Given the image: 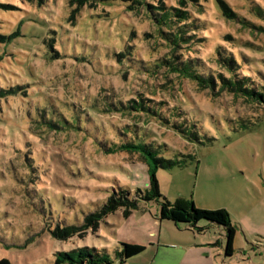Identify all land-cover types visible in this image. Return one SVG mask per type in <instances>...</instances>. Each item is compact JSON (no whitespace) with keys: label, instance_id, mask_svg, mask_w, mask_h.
I'll list each match as a JSON object with an SVG mask.
<instances>
[{"label":"rangeland","instance_id":"obj_1","mask_svg":"<svg viewBox=\"0 0 264 264\" xmlns=\"http://www.w3.org/2000/svg\"><path fill=\"white\" fill-rule=\"evenodd\" d=\"M136 1L141 4L0 0V36L16 34L10 43H0V88L27 86L21 98L25 102L4 100L6 105L14 103V116L20 122L0 101L11 114L0 124L21 132L14 148L18 158L10 164L18 178L30 174L19 154L25 152V143L44 181L38 179V185L51 191L48 223L19 190L23 182L5 171L10 177L5 201L10 221L15 229L21 228L16 240L33 236L34 241L26 249L0 247V259L11 264H52L55 252L84 247L105 249L113 259L117 243L123 242L145 248L144 254L126 264H147L154 252L147 234L161 233L165 239L186 235L172 223L159 221L163 199L135 198V191L144 192L149 182L142 159L104 151L124 141L135 145L151 141L153 147H160L161 157L181 163L155 170L162 198L170 203L183 198L201 210L227 211L237 226L228 264H264V102L221 92L219 81L213 89L201 86L194 76L175 70L180 46L160 34L164 25L157 24L145 6L153 2ZM189 5L188 9H195ZM200 19L206 24L205 47L196 46L200 50L194 53L205 55L210 63L199 73L219 71L226 80L232 79L231 71L218 61L219 49L224 57L234 58L241 77L248 80L247 88L264 98V0H207ZM129 97L137 103L138 97L163 103L156 105L161 114L126 111ZM173 105L184 113L179 117L195 127V139L171 127ZM114 193L135 200L136 208L124 207L107 216L95 234L88 232L83 239L62 242L48 232L57 223L82 222L84 214L94 212ZM8 232L11 240L13 233ZM222 236L212 226L202 237L210 245L220 241L224 246ZM212 250L223 255L217 246Z\"/></svg>","mask_w":264,"mask_h":264},{"label":"trees","instance_id":"obj_2","mask_svg":"<svg viewBox=\"0 0 264 264\" xmlns=\"http://www.w3.org/2000/svg\"><path fill=\"white\" fill-rule=\"evenodd\" d=\"M99 1L109 2L112 0ZM151 1L153 2L151 6L148 4H145V6L148 8L152 19L157 24L164 25L165 31L160 34L165 40L169 41L175 47L178 48V46H180L179 48L182 51V54L177 56L178 61L175 63V70L189 76H194L195 80L198 81L201 86L213 89L216 87V81H219V88L221 92L227 91L233 94L242 95L243 97L252 96L259 98L261 102H264L262 95L247 88L246 83L248 80L245 77H241L240 69L238 70V66L235 63L234 58L232 56L224 57L221 55V51L219 49L217 50V56L219 58L218 61L231 71L233 74L232 79L226 80L223 74L219 71L212 73L207 71L202 74L199 73L198 69L200 70L201 66H206V64L208 65L210 63L205 55H196L194 53L195 50H203L205 47L204 41L206 38L205 32L203 31L206 29V24L204 20L200 19V16L205 11V2L207 0ZM86 2L87 0H70V4H77L79 6L86 4ZM121 2L124 5L128 2H133L137 5L141 4V2L136 0H121ZM189 3L195 7L194 10L188 9ZM220 6L224 13L227 14L228 9L226 8V5L220 2ZM127 7L133 10L131 5ZM15 36L16 34H11L7 37L0 36V43H10ZM196 46H199L198 48L200 49H197ZM209 53L210 52L208 51V54ZM26 88V85L20 83H17L15 87L10 85L7 88L5 87V89L0 88V101H3L2 103H5L6 105V101L4 100L12 97L20 98V101L25 102V100H22L21 98L26 96ZM138 99L139 102L137 103L134 97H129L125 101L127 105L123 108H125L128 112H135L138 114L141 112L161 114V109L156 108V105H163V103L160 102L158 104L156 101L140 97H138ZM150 102L153 103L152 106ZM1 105L2 104L0 102V123H5V121L11 119L10 112L13 113L12 119L20 122L17 120L18 117L14 116V103L6 105V109L8 111L10 110V112H6ZM172 108L173 113L170 115L172 118L171 127L183 137L190 140L195 139L196 134L195 130H193L195 127L192 126L184 116L179 117V114L184 115L179 107H175L173 105ZM1 111L3 112V116L1 115ZM52 124L51 126L59 129L65 128L62 125L58 126ZM20 134L21 132L19 131V128L15 131L11 127H5V124H0V247L9 250L15 248H29L34 241V237H29L27 240L23 239V241L16 240L18 236H15V233L20 234L21 228L15 229L14 224L10 221L12 215L7 210L8 205L5 203L7 199L6 193H8V189L10 188L9 185H7L10 177L6 176L5 171L13 175L11 178L23 182L24 188H20L19 190H21V193H24V197L28 201V204L33 207L34 212L39 215H44L43 221L45 222L48 221L49 223L51 220V216L46 219V215L51 207L47 195L50 194L49 192L51 191L38 185V179H40L39 181L41 182L44 181L41 174L38 172L37 167H34L31 161L32 155L30 156L31 151L26 147L25 143L22 145V149H24L25 152H20L19 154L21 155L24 165L30 174L22 173L23 178H18L17 171L10 164L12 159L18 158L17 156H14V148L20 143ZM18 139L19 141H16ZM104 151L108 154H115L118 152L137 154L142 159L143 163H145L148 167L149 182L144 192L140 190L135 191V198L145 202L163 199L162 202H159L158 219L159 221L172 223L175 228H183L190 230L195 234H203L210 227L214 226L220 232L221 236L223 233L222 238L225 244L222 246V242L217 241L213 244V246H221L226 259L231 257L233 253V240L236 234L237 226L232 223L227 211L223 209L214 211L201 210L196 208L191 200L183 198H178L174 203H170L160 195L158 184L154 176L155 170H166L175 166L181 167L180 162L167 160L161 157L158 153L160 151V147H153V142L151 141L147 144L137 145L132 142L124 141L122 144L104 149ZM124 207L127 209L136 208L135 200H130L126 196L121 197L120 195L114 193L94 212L84 214L82 222L77 224H67L63 222L62 225L57 223V225L48 232L55 240L62 242H68L73 238L83 239L88 232L95 234L100 225L105 222L107 216L114 214L116 211ZM128 214L129 211L127 210L123 212V216L125 218ZM8 230L13 233V235H10L11 240L8 239ZM117 245L118 249L113 251V259L110 258L109 253L105 249L100 251L96 248L84 247L71 249L68 252H55L52 264H126L127 261L140 256L144 252V248L140 246H130L123 242H118ZM0 264L11 263L7 258H2L0 259Z\"/></svg>","mask_w":264,"mask_h":264},{"label":"crops","instance_id":"obj_3","mask_svg":"<svg viewBox=\"0 0 264 264\" xmlns=\"http://www.w3.org/2000/svg\"><path fill=\"white\" fill-rule=\"evenodd\" d=\"M201 225V224H200ZM178 231H186L187 234L179 238L165 239L161 233L158 235L149 233L145 239L149 248L153 250V256L147 264H228L226 259L219 253L214 254L212 245L202 237L203 234H195L190 230L176 228ZM150 237V238H149ZM216 247V246H215ZM222 249L221 246H217ZM162 250V251H161ZM223 250V249H222ZM145 253V248L144 252ZM141 254V255H142ZM204 256L205 258H203Z\"/></svg>","mask_w":264,"mask_h":264}]
</instances>
